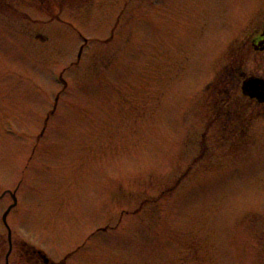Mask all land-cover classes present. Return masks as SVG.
<instances>
[{"label": "rangeland", "instance_id": "1", "mask_svg": "<svg viewBox=\"0 0 264 264\" xmlns=\"http://www.w3.org/2000/svg\"><path fill=\"white\" fill-rule=\"evenodd\" d=\"M263 19L264 0H0V233L14 192L15 249L55 262L264 264V131L239 139L214 100L236 81H211L250 73Z\"/></svg>", "mask_w": 264, "mask_h": 264}, {"label": "flooded vegetation", "instance_id": "2", "mask_svg": "<svg viewBox=\"0 0 264 264\" xmlns=\"http://www.w3.org/2000/svg\"><path fill=\"white\" fill-rule=\"evenodd\" d=\"M249 38L247 46L249 52L253 55V63L255 64L250 69V73L247 75L242 74V77H216L211 80L236 81L235 89L240 90V94H231L229 89L226 92L220 89L216 92L214 100L225 102L231 100V97L236 101L234 108L236 127L234 129L236 130L238 138L241 128L244 131L246 129L250 131L252 128L262 129L264 131V96L260 93L264 92V19L260 21L259 26ZM245 81H263V88H253L254 90L252 91H255V93L252 96L243 91V83ZM3 225L6 229V237L0 233V264H64L61 261L55 262L51 260L43 250L34 247L27 241H24L25 246H18L15 249L11 228L8 223L3 222Z\"/></svg>", "mask_w": 264, "mask_h": 264}, {"label": "water", "instance_id": "3", "mask_svg": "<svg viewBox=\"0 0 264 264\" xmlns=\"http://www.w3.org/2000/svg\"><path fill=\"white\" fill-rule=\"evenodd\" d=\"M262 85H263V81H245L243 83V91L245 93H247V94L249 93V94H251L253 96V93H255V91L253 92L252 90L263 88ZM260 93L264 96V92H260ZM12 197L14 199V203L12 205H10V207L8 208V210L6 211V213H4V215H3V221L5 223H7V215H8V213L17 204V199H16L14 193H12Z\"/></svg>", "mask_w": 264, "mask_h": 264}]
</instances>
